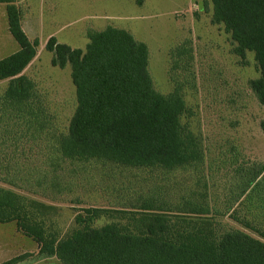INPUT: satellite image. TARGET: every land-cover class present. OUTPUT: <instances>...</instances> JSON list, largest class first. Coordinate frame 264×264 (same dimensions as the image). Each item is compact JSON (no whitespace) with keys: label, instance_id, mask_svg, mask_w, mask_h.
Segmentation results:
<instances>
[{"label":"trees","instance_id":"16d2710c","mask_svg":"<svg viewBox=\"0 0 264 264\" xmlns=\"http://www.w3.org/2000/svg\"><path fill=\"white\" fill-rule=\"evenodd\" d=\"M0 2L18 47L0 60V224L31 239L37 259L60 264H264V163H241L226 201L212 204L205 151L181 124L183 82L174 71L187 48L171 53L172 90L161 94L146 45L128 32L87 31L84 50L50 38V64L69 66L75 89L73 114L60 126L23 75L38 42L22 31L14 0ZM209 2L235 56L253 54L259 76L249 87L264 106V0ZM259 126L264 134V120ZM87 188L122 204L89 205L67 224L59 205H81Z\"/></svg>","mask_w":264,"mask_h":264},{"label":"rangeland","instance_id":"374dc122","mask_svg":"<svg viewBox=\"0 0 264 264\" xmlns=\"http://www.w3.org/2000/svg\"><path fill=\"white\" fill-rule=\"evenodd\" d=\"M136 1L46 0V8L56 6L58 20L70 24L68 36H60V40L72 49L84 50L87 31L98 32L106 27L124 30L144 43L149 53L147 70L154 89L161 94L172 90L171 53L178 47L188 49L181 67L174 71L183 82L186 112L181 124L205 151L212 204L220 208L235 188V171L241 163H264V134L259 126L264 120V106L259 105L249 87V82L259 76L253 54L247 53L243 60L235 56L230 36L222 26L211 23L209 0H142L141 6ZM40 52L38 62L23 75L35 83L56 123L65 126L76 105L70 67H52V54L44 49ZM5 85L0 83V93ZM87 189L88 194L85 190L79 195L81 205L71 204V198L59 205L67 224L89 205L110 208L122 204L121 200ZM37 253V245L18 233L13 223L0 224V264L21 255L27 258L17 264H60L56 258L37 259Z\"/></svg>","mask_w":264,"mask_h":264},{"label":"crops","instance_id":"0c3cea01","mask_svg":"<svg viewBox=\"0 0 264 264\" xmlns=\"http://www.w3.org/2000/svg\"><path fill=\"white\" fill-rule=\"evenodd\" d=\"M14 5L20 12L22 31L30 42L37 41L39 46V50L36 49L35 58L23 71L24 73L34 62H38V58L41 55L40 50L44 49L46 51L45 45L50 38H55L59 44L68 46L64 41L60 40V36L63 37L64 34H67L70 24L67 21H59L56 14V6H53L52 10L47 9L46 0H14ZM6 7L7 5L5 3L0 2V60L18 51L17 44L9 33ZM4 51H7L5 52L6 56L3 55ZM3 82H6L7 85L6 80L0 81V83Z\"/></svg>","mask_w":264,"mask_h":264}]
</instances>
